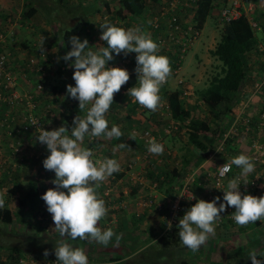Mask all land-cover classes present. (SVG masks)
I'll return each mask as SVG.
<instances>
[{
	"label": "crops",
	"instance_id": "crops-1",
	"mask_svg": "<svg viewBox=\"0 0 264 264\" xmlns=\"http://www.w3.org/2000/svg\"><path fill=\"white\" fill-rule=\"evenodd\" d=\"M52 1L53 0H0V12L13 15H15L16 13L17 15L20 11V25H17L16 21L7 23L4 20L0 19V32L5 33L6 42H8V40H11L10 34L14 38H18V41L20 42V49L17 48L15 44L14 53L21 50L19 52V55H17L19 57L20 63L16 62V56L15 61L14 59L12 60L13 62H16L15 65H18L19 68L24 65V67H22V69H24L26 62L29 59H35L42 62V72L33 70L34 74L36 73V75H38V80L33 78V73L31 79H23L21 81V84L17 87L18 91H20V94H23V92L34 93V91H36V93H34V97L39 103V114H42V117L45 120H53V118H55L57 119L59 125L64 124L66 128H69V125L73 120L72 117L74 118L77 115H83L84 117L86 112L85 110H81L78 108V101L69 98L66 95L65 86L69 84L74 85V81L72 79L73 70L70 67L66 66V62L62 60L58 62L57 59L59 56H62L65 52L68 51V49L64 45L63 32L65 30H69L75 33L76 36L80 39L86 38L89 42V46L93 49H96L98 47L97 45L106 46V42H103L99 39L101 32L94 33L93 31L89 30L87 28V21L88 17L90 20V15L92 13L95 14L98 11L97 9L102 10L103 7L107 9L109 0H55L57 5L62 8H67L68 11L72 9L85 10L87 20L84 23H79L78 21H70L69 23L61 21L58 18V12L57 17H55V19L52 18L50 14L53 13V9L52 7L49 9L47 6V4H52ZM32 7L35 9V12L32 13L29 17H25L26 14L23 16L22 13L24 12V10L29 12ZM40 7L48 9L49 12L47 14L45 12L40 13ZM242 8L245 16L248 19V22L251 20L255 22L256 27L253 29H256L258 36L262 37L264 40V0H249L248 2L244 3ZM102 12H100L101 15ZM107 13L108 16H110L109 12ZM139 17L142 18L141 15H139L137 18ZM10 19L13 20V17H10ZM14 19H16V16L14 17ZM138 23L139 21H136L135 26H137ZM65 24L73 26V28H68L67 26H65ZM144 27L145 24H142L140 26L141 29H143ZM43 39L44 43L42 45V48L44 50V53H42L39 49L41 41ZM61 45H63V47H61ZM8 50L10 51L9 48ZM209 52H211V50ZM119 57L120 55L115 56L113 61L109 62L108 66L115 67V61H118ZM258 62L253 63L252 70H249L256 72L257 66L260 65L258 64ZM258 69H261V67H258ZM127 71L129 73V77L130 74H133L135 79L131 84L129 82L131 80H128L126 82L127 84H125V87L114 93L113 104L110 106L108 112L106 113V119L109 120L110 126L117 125L120 131L126 130L128 134L127 138L130 137L131 140L134 138L135 140H132L133 146L138 147L142 143L143 145L147 144L144 142L142 137L138 138L136 134L132 133V131L136 130L140 134V136H142V132L147 131L148 128L146 129V124H144L146 120L142 115L144 113L143 111H148V109L136 103L134 101V98L127 95V90L130 87L138 86V78L135 71H133L132 69ZM251 74L252 73H250L248 77ZM173 80V78H169L166 88L164 89V87H162V89L164 90H162L163 92L160 91V93L162 92L160 95L161 99H165L166 101H168V95L171 91V83L173 82ZM37 84H43V89H41V91L43 90L42 94L40 93V90H36ZM175 86L173 85V87ZM242 89H244V87L243 85H240L238 97L240 94V96L243 95L242 92H245ZM253 99L259 102L258 104L261 105L260 107H264L263 95H254ZM40 103L42 104L41 106ZM16 106L17 107H14L12 109V114L23 115L26 111L25 107L18 105ZM260 107L254 112L253 108L249 104L242 110H240L236 106V108H233V112L231 114L223 116L229 119V127L232 125L234 120H237L235 125L233 126V131L224 141L222 147L219 146L220 139L222 135L229 129V127L224 128L222 126V129H217V131H210V133H207V136L212 135V137L214 138L212 147L209 148L205 153H203L202 161L197 160L199 156L198 150L192 148L191 151L196 156V160L192 165L193 167H195V169L193 173L188 175L187 178H184V180H182L183 178L179 176L178 166V170L173 169V172L175 171L177 174L175 176L172 175L162 177L159 180L160 182L156 179L153 180V178H150V181L147 178L149 182L146 181V179H144L143 181L141 177L135 176V173L137 174L139 171V166H135V170L137 171L133 170V162H125V157L118 154L120 153L119 151L122 152V150L121 148H118L117 145L123 142H121L120 140L116 141L114 138H109V140L113 142V145L115 144L116 146L115 151H117L118 154L117 161L120 164V171L113 173L112 176L106 178L99 184L97 191L99 197L104 200L107 211L106 215L101 218L100 221H98L97 226L101 228V230H103L104 225L107 224L105 222V218L111 217V219L114 220H111L110 222H112V224H109L107 226H109V228H111L114 233L120 232V228L122 229V231L124 230V233L122 235H115L116 239L112 237L111 241L107 244V250L109 252H117V257L114 256L112 258V263L121 264L125 260L129 261L132 257H138L140 252H146V250H148V248L150 247L157 248L158 245L156 244V240H158L161 235L166 234L164 233L163 226L164 223L167 222L168 214L171 213V204L174 201L178 202V210L176 212V221L178 222L179 218L184 214V211L196 202L195 200H187L185 198L187 193H185V196H179L182 192L187 190V188V191H191L196 198L202 199L204 201H210L213 199V197H219L221 190L215 186L213 178L209 177V175H213L215 173V168L219 167L223 163H229L232 157H235L239 154H245L250 157L255 154L258 157L257 161L254 162V173L248 174L247 177L243 178V180H246L248 183L242 184L239 187L240 190H243V192L246 190L248 194L254 195L256 197L264 195V155H259V150L256 149L257 145H262V148H264V136L260 137V131L264 132V127L259 125ZM5 112L6 107L2 106L0 108V119L5 115ZM156 114H159L157 110ZM167 115H170V113ZM158 118L162 120L160 115L158 116ZM67 122L70 123L67 124ZM249 123H252V125L250 126V131L247 127ZM138 126H140V129L137 128ZM129 134L134 137H131ZM2 135L5 139L6 135L5 137L4 133ZM91 138L92 139H90L89 143H85L83 144V146L89 148L90 144L92 153H94L95 151L102 153L107 149H111V147H109L108 145L104 146L106 145L104 143V140L106 139L105 137H96L95 140L93 139V137ZM253 139H257V141L254 142ZM134 147L128 148L131 149L130 153H134L137 151L133 149ZM25 149L26 152L23 151V153L27 154L28 147ZM6 151H10L12 154H14L10 147L8 149H5L4 152ZM14 155L17 156L18 154ZM46 156L37 161L33 159L35 163H33L32 165L35 164V166L31 165L30 167L34 168V174L31 170L27 181H21L22 177H14V181H6L7 191L11 190L14 192L11 195L13 197V200H16L18 202V200L24 198L27 192V188H25L22 189L23 193L19 194L17 191H15L16 189H14V185H21L24 188V186L28 184V181H37L40 197L47 189L54 187V185L50 183V181L54 179V173L50 170H48L46 173H42V169H44L42 167V162L38 163V161H42ZM97 156L104 157L101 154ZM126 157H128L127 154ZM208 161H212V169L209 166ZM6 162H8L9 164L8 158H5L4 160L5 165L7 164ZM10 162L13 161L10 160ZM4 163H2V161L0 160V166H5ZM129 165H133L132 173L128 172L127 170V166ZM163 170L168 171V169ZM38 171H41V173L37 175ZM239 172L240 169L233 165L232 173L224 181V189L226 188L227 181L234 176L239 175ZM149 175L157 176V174L153 173L152 170L149 172ZM2 187V190L6 188L5 186H3V184ZM242 187H245V189H243ZM150 194H153L152 203L148 206H143L142 203L145 202L144 200H147L149 198ZM40 201L42 205L44 201L41 198ZM6 206L12 211L17 210V208L12 209L9 205ZM19 209L25 210V207L22 206V208ZM44 209H46V205ZM222 216L223 215L221 214V218L217 222L214 236H210L205 244L201 246L197 251L193 252L190 249L186 251L187 256L184 254V257L188 264H218L222 262L223 259H225L226 261L228 259V262H230L231 264H241L242 262L246 263V261L249 259L247 255L249 251L253 249L256 250L258 254H262V251L264 249V218L257 220L256 222L241 226L237 225L232 220V218L230 219V217L225 218ZM40 217L52 220L51 214L48 213L47 210L44 212V214H40ZM118 224H120V227ZM78 242H80V240H78ZM95 251L102 252V245L98 247L96 245ZM4 253L0 248V264H4L2 263V261L7 260L3 256ZM155 253V257H157V251ZM89 255L93 256V252L90 251ZM97 257H101V255ZM257 259L262 258L257 257ZM94 261L99 262L96 260Z\"/></svg>",
	"mask_w": 264,
	"mask_h": 264
},
{
	"label": "clouds",
	"instance_id": "clouds-1",
	"mask_svg": "<svg viewBox=\"0 0 264 264\" xmlns=\"http://www.w3.org/2000/svg\"><path fill=\"white\" fill-rule=\"evenodd\" d=\"M216 4L218 2L212 3L213 7ZM217 24L221 25L218 19ZM99 28L102 30L99 39L106 42V46L97 45L98 47L93 49L86 38L80 39L72 35L68 42L70 49L57 58L58 62H66V66L73 70L74 85L65 86L67 97L78 101V108L85 110L86 114L83 118L75 116L70 128H66L64 124L52 130L39 127L35 137L36 142L44 145L48 152L42 160V167L54 173V179L50 181L54 187L47 189L40 198L45 202L47 212L51 214L54 222V226L50 225L52 230L61 238L54 248L55 256L52 255L56 257L58 264H88V260L95 262L87 257L82 248L74 247L66 242V239H94L107 245L114 235L111 228L101 230L97 226L107 211L97 189L100 182L120 171V164L117 159L109 157L94 159L92 150L83 146L86 135L117 139L122 136L117 125L109 129L106 113L113 104L114 93L129 80V73L127 69L108 66L109 62L117 55L135 53L134 71L137 74L138 86L130 87L127 95L151 111L158 109L163 92L160 93V88L170 74L169 60L165 55L158 54L159 46L150 34L141 31L139 27L125 29L108 21L100 24ZM202 28H199L200 33ZM43 43L44 39L39 47L42 53ZM117 147L126 146L121 143ZM147 150L149 153L160 155L164 151V145L152 138ZM208 162L211 167L212 161ZM233 165L239 168L240 172L227 181L226 188L222 190V199L217 196L210 201H204L196 198L191 191L182 192L179 196H185L187 193L185 198L196 202L184 211L176 224L172 226L168 223L170 229L165 230L164 223L166 234L161 237L171 234L177 228L182 244L195 252L210 236L215 235L217 222L226 206L234 207L231 218L237 225H247L264 218V195L256 197L248 194L246 190L241 192L239 188L240 185L248 183L243 178L255 171L253 159L248 155L239 154L232 157L228 164L224 163L214 171L223 177ZM6 195L7 190L0 191V208L5 206ZM43 254L47 256L48 251L45 250ZM247 257L251 264H262V259L257 257L264 258V255L253 249ZM9 263L7 260L4 264Z\"/></svg>",
	"mask_w": 264,
	"mask_h": 264
},
{
	"label": "rangeland",
	"instance_id": "rangeland-1",
	"mask_svg": "<svg viewBox=\"0 0 264 264\" xmlns=\"http://www.w3.org/2000/svg\"><path fill=\"white\" fill-rule=\"evenodd\" d=\"M219 5L220 4L215 5L216 12L213 11L209 15L207 20L205 21L198 40L194 42V44L191 46V48L189 49V51L185 55V57L182 61V64H181V71L179 73V76L186 78V80H187L186 83L189 86H191V89H190L191 90V96L187 98V101L185 103H186V106L191 107L190 109L192 110V117H193L194 121H201L202 120V121L206 122L210 131H217V129H222V126L224 128H228L230 125V121L228 118L223 117V116H217L214 113L209 112L208 108L206 107L205 103L203 102V99L201 97H199L200 90H203L207 86L211 76L216 71H218L217 67L219 66V61L214 56H212L209 51L212 50L215 42L218 41V39H219V31H220V26H221V25L219 26L217 24ZM47 6L49 9L52 7L53 13L50 14V16L54 19H55V17H57V12H58V18L61 21H65L67 23H69L70 21H74V22L78 21L79 23H81V22L84 23L87 20L85 10L72 9V10H69L70 11L69 12L67 8H65V7L62 8L59 5H57L55 0L52 1V4H47ZM156 6H157V2L155 3V1H153V0H145V10H144L145 16L148 15V16L152 17L154 14H151V13L155 10ZM119 7H120V0H109L107 9L104 7L102 8V10L97 9L98 11L95 14L92 13L90 15V20L88 17L87 28L89 30L93 31L94 33H100L102 31L99 28V25L102 24V22H100V19H101V17H100L101 13L100 12H102V11H103L102 15L109 12L110 16H108V19L106 20L108 22L113 23V20H117V22L113 23V24L120 26V27H123V28L126 27V25H127V27L132 25L131 23H134L133 19L137 18L138 16H132L131 15L130 17L125 18L121 13L119 14L117 12ZM40 8H41L40 13L45 12L47 14L49 12L48 9H45L43 7H40ZM11 15H13V14H6L3 12H0V19L4 20L7 23H9L11 21L12 22L16 21L17 25H20V22H19L20 11L18 12L17 15H16V13L13 16H11ZM15 16H16V19H14ZM10 17H13V20L10 19ZM144 20H145V18H142V22H145ZM94 22H96V23H94ZM65 26H67L68 28H73V26H69L67 24H65ZM4 35H5V33H4ZM10 36H11V40H8V42H6V44L8 45V47L10 49V58H11L10 62L12 64H14V67H15L16 62L20 63L19 57L17 55H19V52L21 50L19 52L14 53V47L16 44L17 48L20 49V46H19L20 42L18 41V38L17 39L14 38L11 34H10ZM15 56L17 58V61L13 62L12 59H14V61H15ZM252 65L253 64L250 63V65L248 67L250 70H252ZM22 67H24V65L21 66L19 69H22ZM26 72H27V76L24 77L23 79L24 80L31 79L33 72H29V71H26ZM249 73H252V74L249 77H246V79L244 81H242V83H241V85H243V87H244V89H242V90H244L245 92H242L243 93L242 96H240L241 94L239 95V99L240 98H247L249 96V94L252 91L253 83L258 78V74H255V71L254 72L249 71ZM37 76L38 75H36V73H35L33 78L38 80L39 77H37ZM130 76L134 77L133 74H130ZM41 85H42V89H43V84H41ZM173 85L175 86L174 80L171 83V87H172L171 89L175 88V87H173ZM245 86H246V88H245ZM42 91L40 92L41 94H42ZM237 102H238V100L236 101L234 108H236ZM258 103H259L258 101L254 100L253 102H251V104H249L253 108L254 112L261 106ZM41 105L42 104L40 103V106ZM38 108H39V103H38ZM137 110H139V109H137ZM143 112L144 113L142 116L146 120V122L144 123V124H146V129L148 128L147 130L155 137V139L164 145L163 153L160 155H155V154L149 153L147 150L148 145H145V144L143 145V143L141 141L140 142L142 144H140V146L134 147L133 142L130 139V137L127 138L128 134H127V131L125 130V131H121L122 136L119 139L114 138L116 141L120 140L126 146V147L121 148L122 152L119 151L120 153H118V154L125 157V159H124L125 162H128V161L133 162V164H134L133 170H135V166H139V168H138L139 171L137 174L135 173V176L142 177L143 181H144V179H146V181H148V179H149V181H150V178L151 179L153 178V180L157 179L159 181L162 177L172 176L173 175V169L178 170L177 169L178 166H179V170H178L179 176L183 178L182 180H184V178H187L188 175L193 173L195 167H193L192 165L194 164V161L196 160V156L191 151L192 145L189 143V140H188L189 121H185L183 123H180L178 121L172 120L170 118V116L167 114L160 115V117L162 118V120H160L158 118L159 115L156 114V110L155 111L148 110V111H143ZM12 116L14 117V119H13L14 123H12V124H15L16 122L19 121V118L21 115H12ZM77 116H79L80 118H83V115H77ZM71 117H72V115H71ZM72 119H73V117H72ZM43 120L55 128L60 126L59 123L57 122V119H55V118H53V120L52 119H46L45 120L43 118ZM107 121H108V127L110 129L111 126L109 124V120L107 119ZM169 122L170 123L173 122L177 128L171 129L168 133H165L164 127L167 124H169ZM68 123H70V122H67V124ZM71 125H72V123L69 125V128L71 127ZM251 125H252V123L251 124L249 123V125L247 126L249 131L251 130V127H250ZM13 126L14 125H12V127ZM2 127L3 126H0V160L2 161V163H4L5 158L6 159L8 158L9 164H8V162H6L7 163L6 165L4 163L5 166H2V165L0 166V179L2 178V176L4 174H7L11 179H12V177H22L21 181H27L29 178V173L31 170H32V173L34 174V168H32L30 166L35 162L33 159H30L28 157V154L23 153V151H21L17 156L12 154L10 151L4 152L5 149L9 148L8 143H10L11 141L13 143H15L16 142L15 140L17 139V137L14 136L13 134L7 135L5 132H3L4 130ZM137 128L140 129V126H138ZM3 133H4V137L6 135L5 139L3 138V135H2ZM199 133L202 134L203 131L199 130ZM263 133H264L263 131H260V137L264 136ZM258 136H259V134H258ZM90 138H91V136L86 135L84 138L83 144H85V143L88 144L90 141ZM95 138L96 137H93L94 140H95ZM100 138H103V136H101ZM253 141L256 142L257 139H253ZM104 143L106 144L104 146L108 145L109 147H111V149H107V150H105V152H102V153L95 151L93 153V157L101 154L102 156H104L103 158L109 157V158L117 159L118 154H117V151H115V148H116L115 144L113 145V142H111V140H109V138H106L104 140ZM130 147H134L133 149H135L137 151L134 153H132V152L130 153L131 149H128ZM23 148H24V152H26V149H25L26 145L25 144L23 145ZM89 148H90V144H89ZM95 149H97V148H95ZM126 154L128 155V157H126ZM10 160H12L13 162H10ZM15 160H16V162H15ZM40 162H42V161H38V163H40ZM32 166H35V164ZM163 169H168V171L167 170L164 171ZM151 170L153 173L157 174V176L149 175V172ZM47 171L48 170L42 169V173H46ZM135 171H137V170H135ZM4 172H6V173H4ZM39 173H41V171H38L37 175ZM152 176H154V177H152ZM25 188H27V186H24V188H23L21 185H18V186L14 185V189H16L15 191H17L19 194H22L23 193L22 189H25ZM8 193L11 196L14 192L9 190ZM149 193H150V191H149ZM8 200H9L8 205L12 209H15V208H17V206H19L18 205L19 203H17L16 200H13V199H11V200L8 199ZM43 206L45 207V202L43 203ZM44 210H46V209H44ZM111 220H114V219H111V217L105 218V222L107 224L104 225L103 230L109 228V226H107V225L112 224V222H110ZM16 222L17 221H15V222L13 221L11 224H4L0 221V248L3 250V253L5 252L3 254L5 259L8 260L11 257L10 247L13 245H17L18 247L25 250L23 252L26 254H36V253L41 252V250H43V249H50L51 252H54V248L56 247L58 240L61 238L59 237L58 233H56L54 230H52L53 228H51L50 225H48V228H45L42 225H40L41 226V228H40V226H37V225L33 226L30 224L16 223ZM118 225L120 227V224H118ZM120 230H119L120 232L114 233V235H113L114 239H116L115 235H122L124 233V230L122 231L121 228H120ZM171 234L164 236L166 242H169V240L171 241V238H170L172 236ZM64 239H66V238H64ZM78 240H80V242H78ZM66 242L71 243L74 247L82 248L89 259H94V260L99 261V262L112 261L110 258L111 257L113 258L114 256L117 255V252L114 253L112 251L109 252L107 250L108 245L100 244L97 241H95L94 239L81 240L79 237H77L75 240H67L66 239ZM178 243L180 246L183 247V244L180 240L178 241ZM96 245H97V247L102 245L103 251L102 252H96L95 251ZM157 245H158L157 248L150 247V248H148L147 252H144L145 255L143 254V258H145V260L149 261V259H151L150 257H155L156 251H157V254L161 252V250H162L161 246L159 244H157ZM162 246H163V252H165V253L170 254L171 252H173L175 250V248H170L169 250H167L168 249L166 247L167 245H165L163 243H162ZM90 251L93 252V256L89 255ZM184 252H185V250H184ZM95 253H96V256H95ZM186 253H185V255L187 256ZM99 255H101V257H97ZM260 255H264V249L262 251V254H260ZM172 257H174V255ZM188 258H190V257H188ZM7 260H3L2 263H5ZM134 263H138V262H134ZM143 263H145V262H143ZM164 263H167V264L171 263V258L169 256H167L166 254H165V256L164 255L160 256L159 259H156L154 261V264H164ZM218 264H231V263L228 262V259H227V261L225 259H223L222 262H220ZM246 264H251V260L248 259L246 261ZM262 264H264V258H262Z\"/></svg>",
	"mask_w": 264,
	"mask_h": 264
},
{
	"label": "built area",
	"instance_id": "built-area-1",
	"mask_svg": "<svg viewBox=\"0 0 264 264\" xmlns=\"http://www.w3.org/2000/svg\"><path fill=\"white\" fill-rule=\"evenodd\" d=\"M198 2L199 0H160L157 3L155 10L151 13L154 14L152 17L148 15L145 16V14L143 13L141 16L142 18H145V22H142L141 17L134 18V23H131L132 25L125 28H140L142 24H145V27L143 29L140 28L141 31L150 34L152 39L159 46L158 54L165 55L170 63V74L167 77L166 81L162 84L160 91L166 88L169 78H173L176 86L172 91L177 88L180 91L181 99H183V101H187V98L191 96V86L186 83L187 81L184 78L179 76V73L181 71V63L185 55L200 35V29L197 27V23L194 18L195 11L198 7ZM215 2H218V4H220L218 11V22L220 24H223L224 22L228 23L229 21L237 19L238 17L244 15V11L242 8L245 3L244 0H213V4ZM100 17V22L103 23L108 19V13L103 14ZM136 21H139L137 26H135ZM116 22L117 20H113V23ZM249 24L250 26H252V28L256 27L255 22H253L252 20L249 21ZM8 48L4 32H0V108L2 106L6 107L5 115L0 120V126H3L2 128L7 135L13 134L14 136H17L15 143H13L12 141L8 143V146L14 154H19L21 151H24L23 145L25 144L26 148L28 147V157L35 160H40L44 156L48 155V152L44 145L36 142L35 140L36 135H38L37 132L40 130L39 127H43L45 130H52L55 129V127L45 122L42 118V114H39L38 103L34 97V93H36V91H34V93L23 92V94H20V91H18L17 87L21 84L23 78L27 76L26 71L33 72V70H35L37 72H42V62L35 59H29L26 62L24 69H19L18 65H15L14 67V64L10 62V51L8 50ZM256 51L258 53V56L260 57V61L258 62V64L260 65L257 66L255 72V74H258V78L253 83L251 94L247 98H240L238 100L237 107L240 110L254 101V95L257 96L258 94H261L264 97V44H259ZM135 66V53H128L127 55L121 54L118 61H115V67H120L127 70L132 69L134 71ZM258 67H261V69H258ZM162 87H164V89H162ZM41 89L42 85L37 84L36 90L41 91ZM16 105L24 106L26 111L23 115H21L18 122L12 124L14 123L12 109L16 107ZM158 107L159 108L157 109V111L159 114H169L168 102L165 99L160 98ZM236 121L237 120H234L229 129L222 135L219 146L222 147L224 141L233 131V126L235 125ZM34 122H37V124H33ZM12 125L14 126L12 127ZM259 125L264 127V107L260 108ZM176 128L177 127L173 122H169V124L164 127V132L168 133L171 129ZM144 132H142V136H140V134L136 130L132 131V133L136 134L138 138L142 137L144 142L149 146V142L152 138L155 137L148 130ZM262 147V145L256 146V149L259 150V155H264V148ZM93 158L97 160L103 159V157ZM251 158L254 162L258 159L255 154L252 155ZM132 166L133 165L127 166V170L130 173H132ZM231 173L232 168L223 177L216 174V172L213 175H209V177L213 178L215 186L221 190L219 195L221 199L223 197L222 190H224V181L230 176ZM242 188L245 189V187ZM240 191L243 192V190ZM152 196L153 194H150L149 198L147 200H144L145 202L142 203V205L148 206L149 204H151L153 200ZM170 209L171 213H169L167 216L165 230L170 229L168 227L169 222L172 224V226L177 223L176 212L178 210V202L174 201L171 204ZM233 211L234 207L226 206L225 211L221 213L223 215L222 217H230L231 219V213ZM50 223L51 226H54L53 220H50ZM34 256V254H25L24 257L17 258L12 264H58V262L55 261L56 257ZM88 264L114 263H112L111 261L93 262L88 260Z\"/></svg>",
	"mask_w": 264,
	"mask_h": 264
},
{
	"label": "trees",
	"instance_id": "trees-1",
	"mask_svg": "<svg viewBox=\"0 0 264 264\" xmlns=\"http://www.w3.org/2000/svg\"><path fill=\"white\" fill-rule=\"evenodd\" d=\"M153 1H155L156 3L159 0ZM248 1L249 0H244V2ZM212 3L213 0L199 1L198 9L194 17L198 28L201 29L203 27L212 10L216 12V7H213ZM144 10L145 0H120V7L117 12L119 14L121 13L124 17H128L131 15H142L144 13ZM26 12L27 11L24 10V12L22 13L23 16L26 14L25 17H29L32 13L35 12V9L32 7L29 12ZM72 35L76 36L75 33L69 30H65L63 32L64 45L68 50L71 47L68 42ZM259 44H264V40L262 37L258 36L257 30L253 29L252 26H250L245 14L238 17L237 19L229 21L228 23L224 22L223 24H221L219 39L210 52L211 55L219 61V66L217 67L218 71H216L211 76L207 86L199 92V97L203 99V102L205 103L209 112L214 113L217 116H226L233 112L234 105L238 99L240 85L242 81H244L250 74V70H248L250 63L253 64L259 61V56L256 51ZM134 79L135 78L132 76L129 77V80H131L129 81L130 84L133 83ZM125 84L122 85L121 88L125 87ZM185 102L186 101H183V99H181V94L179 91L175 90L169 94L168 105L170 118L180 123L189 121L188 140L192 145V148L198 150L199 156L197 160L202 161L203 153H205L209 148L212 147L214 138L212 137V135L207 136V133L210 132V129L207 126L206 122L202 120L194 121L192 117V110L190 109L191 107L186 106ZM199 130H202L203 133L200 134ZM175 175L177 174L174 171L173 176ZM12 178L13 179L11 180V178L7 174H4L2 176V178L0 179V191L7 190L6 181H14V177ZM2 184L6 187L3 190ZM26 186L27 192L23 199L18 200L17 203H19V206H17L16 211H12L6 206L8 205V199L11 200L13 198L8 193L9 190L7 191V195L5 196V206L0 208V221L4 224H11L13 221H17L16 223L30 224L33 226L42 225L43 227L48 228V225H51L50 219H44L43 217L39 218L40 214H44L46 210L44 211V206L43 204L41 205L38 191V182L28 181V184H26ZM22 206L25 207V210L19 209V207L22 208ZM171 235V241L169 240V242H166L165 237H159L158 240H156V244H159L161 246V252H163L162 243L167 245V250H169L170 248H175V250L170 254L165 253L171 258L170 264H188L184 257V254L189 249L184 245L183 247L179 245L178 241L180 239L178 237V229H174ZM45 250L48 251L47 256L43 254ZM10 251L11 257L8 259L10 264L14 263L17 258L24 257L26 254L23 252L25 250L18 247L17 245L11 246ZM144 252L145 251L140 252L139 257H132L129 261L125 260L121 264H154V261L156 259H159L160 256H165L164 252L158 253L157 257H150L151 259L147 261L145 260V258H143V254L145 255ZM34 255L36 257H50L52 255L55 256L54 252H51L50 249H43L41 250V252ZM173 255L174 257H172ZM110 259L112 260V257ZM241 264L246 263L242 262Z\"/></svg>",
	"mask_w": 264,
	"mask_h": 264
}]
</instances>
